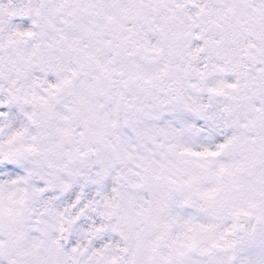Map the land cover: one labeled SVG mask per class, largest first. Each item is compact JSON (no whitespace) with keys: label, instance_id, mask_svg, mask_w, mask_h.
Here are the masks:
<instances>
[{"label":"snow or ice","instance_id":"snow-or-ice-1","mask_svg":"<svg viewBox=\"0 0 264 264\" xmlns=\"http://www.w3.org/2000/svg\"><path fill=\"white\" fill-rule=\"evenodd\" d=\"M0 264H264V0H0Z\"/></svg>","mask_w":264,"mask_h":264},{"label":"clouds","instance_id":"clouds-1","mask_svg":"<svg viewBox=\"0 0 264 264\" xmlns=\"http://www.w3.org/2000/svg\"><path fill=\"white\" fill-rule=\"evenodd\" d=\"M0 179H4L2 176H0Z\"/></svg>","mask_w":264,"mask_h":264}]
</instances>
